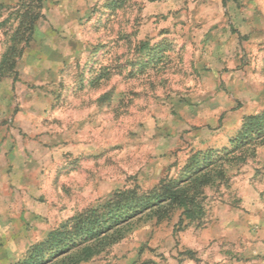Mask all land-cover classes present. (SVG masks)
Segmentation results:
<instances>
[{"label":"rangeland","instance_id":"rangeland-1","mask_svg":"<svg viewBox=\"0 0 264 264\" xmlns=\"http://www.w3.org/2000/svg\"><path fill=\"white\" fill-rule=\"evenodd\" d=\"M0 72V264L208 153L232 161L202 217L142 215L80 264H264V140L231 143L264 112V0H0Z\"/></svg>","mask_w":264,"mask_h":264},{"label":"trees","instance_id":"trees-1","mask_svg":"<svg viewBox=\"0 0 264 264\" xmlns=\"http://www.w3.org/2000/svg\"><path fill=\"white\" fill-rule=\"evenodd\" d=\"M257 140H264V112L247 116L231 143L236 150ZM231 161L204 154L190 160L179 179L167 181L150 193L138 195L133 189L114 192L50 230L15 264H80L120 240L133 220L164 213L172 205L181 207L189 218H200L204 214V187L221 181L223 167Z\"/></svg>","mask_w":264,"mask_h":264}]
</instances>
